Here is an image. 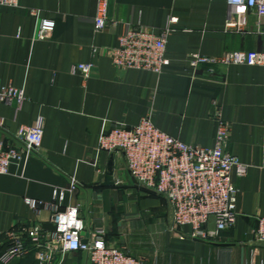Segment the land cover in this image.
Instances as JSON below:
<instances>
[{
  "label": "crops",
  "instance_id": "crops-1",
  "mask_svg": "<svg viewBox=\"0 0 264 264\" xmlns=\"http://www.w3.org/2000/svg\"><path fill=\"white\" fill-rule=\"evenodd\" d=\"M97 0H20L0 8V78L23 90L19 110L0 104V143L37 119L44 124L41 148L0 175V233L40 223L51 231V212H32L27 200L78 207L87 227L103 229L106 241L141 264H264V242L255 238L264 217V67H190L189 56L264 52L256 22L228 30L227 0H109L107 26L93 27ZM171 20L173 23H171ZM42 21L53 23L38 40ZM128 26L169 29L160 75L119 70L111 62ZM91 64L89 78L71 68ZM229 126L227 151L247 168L232 176L237 190L233 225L217 236L191 239V228H174L170 207L137 187L121 153L98 152L104 128H128L150 116L156 129L186 145L213 148L217 119ZM112 162V187H102ZM75 183V189L72 188ZM209 223L207 230L212 231ZM44 252H46L44 250ZM45 264H89L81 252L46 253ZM12 264H39L35 254Z\"/></svg>",
  "mask_w": 264,
  "mask_h": 264
},
{
  "label": "built area",
  "instance_id": "built-area-1",
  "mask_svg": "<svg viewBox=\"0 0 264 264\" xmlns=\"http://www.w3.org/2000/svg\"><path fill=\"white\" fill-rule=\"evenodd\" d=\"M109 0H97L93 18L96 32L108 24ZM232 9L226 28L236 32L246 28V22H256L257 32L264 35V0H227ZM20 0H0V8H17ZM171 20V23H173ZM53 23L42 21L38 40H46ZM170 30L152 31L140 26H128L118 38V46L111 53L112 65L119 70H140L160 75L169 65L165 56ZM188 63L196 70L207 66L264 67V52H227L218 57L199 54L189 56ZM91 64L71 68L89 78ZM26 97L23 90L4 87L0 78V104L19 110ZM217 131L213 148L186 145L156 129L150 116L128 128L122 123L104 128L99 136V153H121L128 173L138 188L165 198L174 228L189 227L191 239H207L230 228L235 220L237 190L232 176L242 177L247 168L227 151L229 126L215 110ZM0 128L2 123L0 120ZM44 124L37 119L31 127H21L11 138L12 143H0V175L8 173L14 162L27 160L41 148ZM72 188L76 185L72 182ZM63 195L54 193L51 203L27 200L32 212L41 209L51 212V231L40 223L19 224L0 233V264H12L36 255L39 264L47 261L46 253H83L89 264H141L106 241L103 229L87 227L79 216V208H62ZM209 223L212 231L207 230ZM255 238L264 242V217L257 220ZM85 242V243H83ZM44 250L46 252H44Z\"/></svg>",
  "mask_w": 264,
  "mask_h": 264
},
{
  "label": "water",
  "instance_id": "water-1",
  "mask_svg": "<svg viewBox=\"0 0 264 264\" xmlns=\"http://www.w3.org/2000/svg\"><path fill=\"white\" fill-rule=\"evenodd\" d=\"M114 185L113 182V169H112V162L109 164L108 169L105 173L104 180L102 183V187H112ZM85 243V242H83Z\"/></svg>",
  "mask_w": 264,
  "mask_h": 264
}]
</instances>
